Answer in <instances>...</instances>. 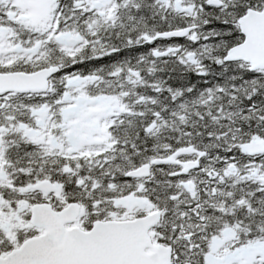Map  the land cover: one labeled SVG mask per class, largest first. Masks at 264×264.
<instances>
[{
	"label": "snow or ice",
	"instance_id": "1",
	"mask_svg": "<svg viewBox=\"0 0 264 264\" xmlns=\"http://www.w3.org/2000/svg\"><path fill=\"white\" fill-rule=\"evenodd\" d=\"M0 264H264V0H0Z\"/></svg>",
	"mask_w": 264,
	"mask_h": 264
}]
</instances>
